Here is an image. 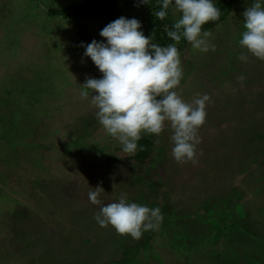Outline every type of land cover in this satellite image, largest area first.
Returning a JSON list of instances; mask_svg holds the SVG:
<instances>
[{
  "label": "rangeland",
  "instance_id": "obj_1",
  "mask_svg": "<svg viewBox=\"0 0 264 264\" xmlns=\"http://www.w3.org/2000/svg\"><path fill=\"white\" fill-rule=\"evenodd\" d=\"M88 1L101 0H0V264H264V60L238 59L252 0L230 1L205 27L214 51L176 42L178 95L209 97L195 163L173 159L167 122L143 163L99 124L80 85L102 74L81 42L101 40L119 16L136 18L142 32L145 22L124 0H111L108 15L57 12ZM166 13L151 34L161 46L174 43L165 29L180 15ZM104 153L117 164L108 167ZM96 187L103 204L125 193L158 207L159 226L135 240L99 227V205L87 197Z\"/></svg>",
  "mask_w": 264,
  "mask_h": 264
},
{
  "label": "clouds",
  "instance_id": "obj_2",
  "mask_svg": "<svg viewBox=\"0 0 264 264\" xmlns=\"http://www.w3.org/2000/svg\"><path fill=\"white\" fill-rule=\"evenodd\" d=\"M155 17L163 19L166 10L178 12L179 18L165 29L174 43L161 46L145 36L136 18L119 16L99 30L101 40L81 42L83 57L102 74L99 78L86 77L80 85L82 97L95 106V116L106 134L115 139L126 154H135L142 134L159 137L165 123L171 128V154L177 163L196 162V148L200 143L198 129L203 125L208 95L198 94L191 102L184 101L177 92L182 78L181 51L176 42L183 37L200 52L215 50L209 37L211 31L202 26L216 21L220 10L213 0H159ZM148 4V0H139ZM244 31L239 45L245 50L238 59L246 60L245 53L264 60V6L252 0L241 13ZM159 142L158 140L156 141ZM143 150V145H139ZM91 188V187H90ZM93 189V188H91ZM96 187L87 193L88 200L99 205L94 220L99 227L111 226L118 234L139 239L144 231L155 230L162 214L158 207H148L127 200L121 193L117 200L101 203Z\"/></svg>",
  "mask_w": 264,
  "mask_h": 264
},
{
  "label": "trees",
  "instance_id": "obj_3",
  "mask_svg": "<svg viewBox=\"0 0 264 264\" xmlns=\"http://www.w3.org/2000/svg\"><path fill=\"white\" fill-rule=\"evenodd\" d=\"M230 1L232 0H220L217 8L220 10V16L216 21H210L207 24L202 26V29H204L207 26H210L211 24L219 23L225 16L222 13L227 12ZM151 3L156 4L155 0H148V4H141L139 3V0H124L122 4L126 6L127 8H135L138 7V12L140 17L142 18L141 22H145L143 26H145L143 34L147 37L151 34L156 35L159 33L160 28L164 27V18L158 19L155 17V14L153 13L154 10L151 8ZM113 6V2L111 0H101L100 2L93 1V2H87L80 5H74L71 7H65L59 9L57 12H60L63 16H98L100 14H106L108 15L109 11L111 10V7ZM73 7V8H72ZM76 8V9H75ZM145 136H142L141 139L138 141V150L133 154L134 159L136 158L138 162L143 163L147 159H151V152L152 150L151 145L153 143V134H147ZM145 137V138H143ZM139 145H143V150H139ZM103 153V152H102ZM110 153H104L102 156V159L105 161L106 165L108 167H112L117 164V159L114 161H110L108 159V156ZM107 157V158H106ZM110 157V156H109ZM135 159V160H136Z\"/></svg>",
  "mask_w": 264,
  "mask_h": 264
}]
</instances>
